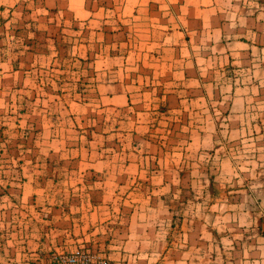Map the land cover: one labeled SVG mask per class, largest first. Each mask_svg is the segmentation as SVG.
I'll list each match as a JSON object with an SVG mask.
<instances>
[{"label":"crops","instance_id":"1","mask_svg":"<svg viewBox=\"0 0 264 264\" xmlns=\"http://www.w3.org/2000/svg\"><path fill=\"white\" fill-rule=\"evenodd\" d=\"M51 44L54 53L79 54L83 67L95 54L97 86L114 109L131 102L136 116L151 121L147 109L159 103L175 119L165 130L188 133L190 140L156 144L148 133L152 123L141 144L98 146L118 145L128 156L93 158L69 136L58 150L47 147L51 136L18 144L21 154L27 149V160L9 152L1 163L38 167L23 183L15 181L19 188L0 191V264H30L27 251L36 254L31 260L47 261L57 250L53 237L68 230L98 247V227L89 232L94 236L86 232L95 220L110 218L98 211L109 206L112 264H264V0H0V139L41 115L23 112L14 92L43 70L39 57L51 53ZM134 102L147 108L133 111ZM131 148L142 156L132 158ZM221 149L227 151L216 172L199 174L201 153ZM8 150L13 148L0 140V155ZM15 171L3 176L22 180L20 168ZM37 179L50 187L65 183L40 191ZM136 179L140 186L126 190L130 206H114L115 193L112 204L97 205L86 198V184L79 187L81 181ZM150 179L158 185L147 186ZM177 185L191 187L186 192L194 200L175 209L172 199L185 191Z\"/></svg>","mask_w":264,"mask_h":264},{"label":"rangeland","instance_id":"2","mask_svg":"<svg viewBox=\"0 0 264 264\" xmlns=\"http://www.w3.org/2000/svg\"><path fill=\"white\" fill-rule=\"evenodd\" d=\"M63 43L64 42L60 44L63 46ZM51 45V53H44L39 57L38 62L41 63L44 67L42 68L43 70L34 71L35 73L32 78H34L35 81L31 79V76H29L28 80L23 82V84L25 83V85L18 86V88H20L19 91L14 92V95H21V100L24 104L21 109L23 112L29 111V113L31 114L33 110H36L39 111L41 115L37 113V117L30 116L28 120H26L25 125H23V131H19L18 133L10 132L5 137L3 136L2 139H0L3 142L7 143L8 148H13V150L11 151L8 150V153L0 155V160H4L5 158L10 157L9 152H16L15 155L19 153L20 155L18 154V156H12H14L15 158L20 156V158L24 160L27 158V149L24 148V154H21L19 152V149H16L18 147V144H31L32 142L41 141L43 138H47L49 136L54 138V143H49L47 147H53L57 150L59 148L58 145L60 144L58 142L69 136L68 139H75L76 142L80 141L84 144V147L86 149H89L88 152L92 151L90 155L93 158H97V156L100 158H108L112 155H118L120 157L125 156V154L128 156L126 149L125 154L123 153L122 149H120V152H118V145L114 146L113 148H104V150L98 149V146L103 142L108 141L109 143H111L115 142V140L116 142L118 141V143H120L119 147L125 146L130 142L132 147L134 142L141 144L144 141L145 136L147 135L148 127H150V124L152 123L154 124L152 126L153 130L148 131V133L149 137L153 141H155L156 144H160L163 141L175 139L185 142L190 140V134L188 133L176 134L173 132H167L165 130L166 122L169 121V123H175V119L168 118L166 115L170 113L164 112V109H162L163 107L159 106V103L153 106V103H155L153 101L150 105L151 110L147 109L148 112L151 111V113L154 114L153 117L150 116L151 121H149V115L145 114L144 116H136L135 113L131 111V102L129 103V105L120 106L117 109H114L112 107L110 99L103 98L102 89L101 87L97 86L98 81L97 75L95 74L97 70H95L94 65H91L92 61H94L96 58L95 54L91 55V57L87 59V66L83 67V65H80L79 54H73L72 52L69 53L65 50H62V52L59 53H54L53 49L55 48V44ZM98 54L100 56H104L107 55V52H105V50L103 52L99 51ZM65 64L68 66H65V68H63ZM128 73H131V71H128ZM129 79L131 80V77H129ZM129 88L131 89V84L129 85ZM133 105H137V108L134 107L133 111H141L142 108H147V105L144 104V102H134ZM161 114L164 117H161ZM38 119L39 126L37 128L36 121ZM160 120L165 122L160 123ZM177 121L179 123H182L180 119H178ZM9 122L10 123L8 124L13 125V118H9ZM104 128H112L113 132H115L116 134H114L113 136H107L110 135V131L104 132ZM68 139H66L65 141H72ZM226 151L227 150L221 149L219 153L216 154H214V152L208 151L202 152L200 158L201 162H199V166H195V168L199 170V174L200 172H204L205 176L206 170H208L209 172L211 171L214 174V172H216L217 170V166L220 165V161L222 160L221 158L225 156ZM52 152L56 154L53 149L50 150V154ZM86 154L87 152L85 153V155ZM239 155L240 153L237 151L235 153V159L239 160ZM140 156H142L141 151L131 148L132 158H137ZM184 160H186L185 167H187L189 165L188 160L190 159L188 157H185L184 155ZM6 162L7 161L1 163L0 161L1 192L7 191L8 188H19L15 187V181L17 180V182L23 183L22 181L26 180L27 177L30 176L33 171L35 172L38 167L37 165L27 164L24 166H11ZM206 163H208L209 165H205ZM84 166L85 165H83V167ZM206 166L208 169L205 168ZM52 167L53 172L57 171L58 173H60L59 169L56 166ZM59 167L61 168V170H63L62 166ZM108 167L111 168V165H108ZM17 168H20V174H24L21 177L22 180L13 179L9 176H3L5 173L8 175L14 174V172H16L15 169ZM136 168V166H134L133 169H131L130 167L128 169V172L131 173V171H136ZM48 172H50V168ZM129 173L125 172L121 176L118 175V177L120 176V178H122L125 176V174ZM117 180L112 182L105 180L100 182L81 181L79 182V187H81L83 184H86L87 187L86 189H84L86 198L96 200L97 205L112 204L110 203V196L115 193V195L118 197H114L116 201L114 203V206H119L120 204H126L127 206H130V202H127V200H129L130 198L126 196V190H129L130 187H139L140 183L142 182H140L139 179L133 181L119 180L118 182ZM156 181L157 180L155 179L153 181H151L150 179L149 181H145V183L147 184V186H156L158 185V182ZM33 183H35V185L37 184V187L40 191H43L42 189L47 188H51L54 190L55 188H57L58 190L64 185L65 182H57L58 185L54 184L51 187L50 185L53 183L42 182L41 185V180L38 179L34 180ZM187 183H190V181H188ZM204 184V182L199 183L200 186H197V189H202ZM177 186L178 189L182 188L185 191L176 192L177 194H179V196L172 199L171 205L175 206V209L185 207L187 203H190L189 200H194L192 199L193 195H190L186 192L191 187H188L186 185ZM80 190L81 189L79 188V191ZM62 192L65 195V192ZM104 201H107L109 203H106ZM112 210L113 209L110 206L98 209V211L101 212L102 216H110V218H107V220H101V222H99L97 217V220H95L97 221V223L87 229L86 234L89 236H94L89 232L94 231L95 227H98V236H100V240L98 239L99 241L96 242L98 243V247L86 244H94L93 242L91 243L90 240H77L79 237H81V234L77 233L78 231L75 234L71 231L68 232L69 230L66 231L67 236L65 235V232H63L60 235L53 237L55 238V243H57L52 245V242L50 244L47 242L48 244L46 247L48 248V245H52V248L55 246L57 250H65L66 248L70 249L79 245H88L91 248L100 251L108 256L107 245L108 243H110V240L112 238V231L110 228L112 224H109L108 222L110 219H112ZM36 250H34V252ZM31 252H26V257L27 260H29L30 264L33 263V260H31V258L35 257L36 255H31ZM38 252L39 251H37V253Z\"/></svg>","mask_w":264,"mask_h":264},{"label":"built area","instance_id":"3","mask_svg":"<svg viewBox=\"0 0 264 264\" xmlns=\"http://www.w3.org/2000/svg\"><path fill=\"white\" fill-rule=\"evenodd\" d=\"M32 264H112V262L102 252L88 245H79L70 249L53 251L47 261L41 262L37 258Z\"/></svg>","mask_w":264,"mask_h":264}]
</instances>
